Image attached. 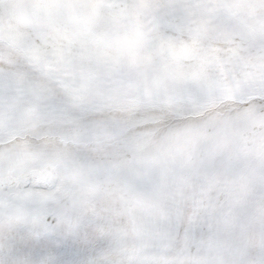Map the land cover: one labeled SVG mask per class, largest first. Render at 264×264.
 I'll return each instance as SVG.
<instances>
[{
  "label": "snow or ice",
  "instance_id": "snow-or-ice-1",
  "mask_svg": "<svg viewBox=\"0 0 264 264\" xmlns=\"http://www.w3.org/2000/svg\"><path fill=\"white\" fill-rule=\"evenodd\" d=\"M0 264H264V0H0Z\"/></svg>",
  "mask_w": 264,
  "mask_h": 264
}]
</instances>
